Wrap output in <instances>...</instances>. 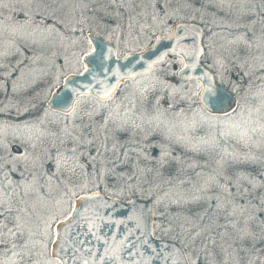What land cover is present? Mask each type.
<instances>
[{"label": "snow or ice", "instance_id": "6c2138e0", "mask_svg": "<svg viewBox=\"0 0 264 264\" xmlns=\"http://www.w3.org/2000/svg\"><path fill=\"white\" fill-rule=\"evenodd\" d=\"M0 264H264V0H0Z\"/></svg>", "mask_w": 264, "mask_h": 264}]
</instances>
